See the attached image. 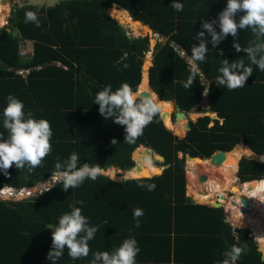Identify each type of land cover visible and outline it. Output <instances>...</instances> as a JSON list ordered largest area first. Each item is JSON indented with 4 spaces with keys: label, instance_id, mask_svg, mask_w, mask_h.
<instances>
[{
    "label": "trees",
    "instance_id": "16d2710c",
    "mask_svg": "<svg viewBox=\"0 0 264 264\" xmlns=\"http://www.w3.org/2000/svg\"><path fill=\"white\" fill-rule=\"evenodd\" d=\"M224 2L182 0L184 6L179 12L170 7V0H70L51 8L24 6L15 10L8 26L0 30V107L11 93L34 117L47 119L52 130L51 151L31 171L27 166H10L7 176L0 173V187H35L47 181L54 163L72 151L78 153L81 162L98 164L102 170L115 166L156 174L117 181L102 172L95 180L85 179L73 189L65 190L57 182L46 191L21 199L0 197V264H50L46 253L51 246V227L45 224L55 223L69 210V203L77 200L83 201L77 206L97 231L88 241V256L74 260L65 251L56 264H89L92 252L111 250L130 235L140 249L136 264H214L234 243L244 249L236 264H264L258 243L249 229L243 228L248 226V216L242 221L233 216V225L245 223L232 229L224 221L221 207L199 203L187 195L186 155L204 160L217 149L230 151L237 143L264 155V71L252 66L253 73L245 85L231 90L214 79L222 58L248 63L245 53L232 47L231 35L215 48L206 44L210 51L199 65L208 80V110L218 117L211 125L210 118L202 115L184 127L186 121L180 118L177 125L181 128L172 120L171 127L160 110L129 143L123 140V126L105 120L98 105L92 103L95 92L105 84L115 89L123 81L135 90L147 91L140 88L142 67L144 64L145 72V55L151 52L149 86L159 98L174 99L184 111H204L196 106L204 91L198 79L187 89L180 83L189 69L173 42L190 54L201 21L214 18ZM27 10L36 12L38 25L25 22ZM125 17L150 27L163 41L151 49L149 35H130L121 25L130 26ZM254 39L249 29L238 30L236 42L241 48ZM23 40L32 43V54L20 55ZM19 68L28 73L22 75L17 72ZM0 132L5 130L0 127ZM160 154L165 158L163 165L168 166L157 173L156 168H162L164 161ZM241 157L239 180L252 184L264 181V162ZM141 183L155 187L149 191L138 186ZM234 198L233 190H222L209 202L223 203L225 211L233 213ZM134 207L143 210L138 227L133 223Z\"/></svg>",
    "mask_w": 264,
    "mask_h": 264
},
{
    "label": "clouds",
    "instance_id": "9594fccd",
    "mask_svg": "<svg viewBox=\"0 0 264 264\" xmlns=\"http://www.w3.org/2000/svg\"><path fill=\"white\" fill-rule=\"evenodd\" d=\"M183 6L182 0H170V7L177 12ZM24 20L39 24L37 14L32 10L25 11ZM245 28L254 34L255 39L241 48L236 37L238 30ZM200 29L195 33L197 43L191 45L190 54H186L183 48L173 42L189 69L187 78L180 81L184 88H190L194 80L198 79L203 85V93H207L208 82L199 65L206 60V54L210 51L206 44L215 48L226 35L233 37L232 47L237 52L242 50L248 63L245 64L243 59H220V66L216 70L218 74L214 78L216 84L229 90L239 88L245 85L246 78L253 73L252 66L258 71H264V0H225L224 7L214 18L201 21ZM153 36L156 37V34L153 33ZM92 103L98 105L97 110L105 120L111 119L113 123L123 126V140L129 143L142 134L144 127L161 110L160 101L155 94L135 90L123 81L115 89L110 84L103 85L95 92ZM0 127L5 130L0 132V173L5 176L8 175L7 169L10 166L15 169L27 166L31 171L51 151L52 130L48 120L34 117L25 109L23 101L11 93L4 97V104L0 107ZM101 173L102 169L98 164L81 162L78 153L72 151L65 159L54 163L48 180L40 182V185L43 191L57 182L65 190L73 189L85 179L95 180ZM260 183L264 184V181ZM138 186L146 187L149 191L155 187L153 183H141ZM253 195L259 196L260 191L254 189ZM82 203L79 200L69 203V210L61 213L55 223L45 224L51 227V246L46 253L50 264H56L65 251L74 260L88 256V241L94 237L97 226L90 225L88 217L81 213V208L77 205ZM142 215L141 208L132 209L135 226H139L138 217ZM139 251L137 240L130 235L111 250L92 252L89 264H136ZM242 251L244 249L234 243L223 251V258L214 264H236Z\"/></svg>",
    "mask_w": 264,
    "mask_h": 264
},
{
    "label": "bare ground",
    "instance_id": "6f19581e",
    "mask_svg": "<svg viewBox=\"0 0 264 264\" xmlns=\"http://www.w3.org/2000/svg\"><path fill=\"white\" fill-rule=\"evenodd\" d=\"M8 8H10L9 4H7V2H3V0H0V24L1 22H3V18L7 17L8 13L6 15V11ZM124 21L130 23L132 31H134V29L136 28V35L141 36L151 32L149 28L141 24L132 25V22L127 19V17L124 18ZM150 93L157 96L161 104V110H163L164 114L167 116L168 104L166 103H170L169 107L171 106V110H173V102L170 100L162 101L157 93L151 88ZM162 102L164 103L162 104ZM182 115L183 114H179L180 117H182ZM181 119L182 121H185L184 117H182ZM167 123L169 126L173 127V124L170 123V119H167ZM176 127L181 128L179 127V125H177ZM216 153L218 152H215V154ZM246 153H248V151L244 147L235 146L229 152H219V158L221 157V159L217 164L210 163L209 158L204 160L188 159L186 163L187 189L189 191L188 193H191L194 198L196 197L195 199L197 200L204 199L205 197L211 195V193L213 192V188L214 190H228L230 188L236 190L238 196L233 200V202H231L234 213L236 214L237 218H243L245 214L248 215L256 213L255 219L259 222L254 223V225L248 224V226L252 227L257 235H261V241L264 242V195L262 190L259 189V187L250 185L246 182L244 184L237 185L232 180V175L236 171L238 158L242 154ZM257 158L262 159V156H257ZM162 168H156L158 170L157 173L162 172ZM131 171L135 174L127 175L128 177H135L138 175L150 176L151 174H155L145 170L141 171L134 169ZM254 189L260 191L259 196L253 195ZM241 209L243 211H241ZM232 214L231 212H227V216L229 219L232 218ZM255 224L257 226H255Z\"/></svg>",
    "mask_w": 264,
    "mask_h": 264
},
{
    "label": "crops",
    "instance_id": "0c3cea01",
    "mask_svg": "<svg viewBox=\"0 0 264 264\" xmlns=\"http://www.w3.org/2000/svg\"><path fill=\"white\" fill-rule=\"evenodd\" d=\"M148 26V25H147ZM149 27V26H148ZM150 28V27H149ZM150 33L149 34H146V35H149V37L151 38V37H153V31L150 29ZM16 32V35H14V33ZM19 33H18V31L17 30H14L13 31V35L14 36H17ZM139 36V35H138ZM141 36H145V35H141ZM153 38H151V40H150V47H151V49H153L154 47H155V45H156V43H157V41H158V39L156 38V39H154V40H152ZM161 41H163V39L161 40ZM21 44L23 45V47L25 48V50L26 51H28L29 53H33L32 52V43L31 42H26V41H22L21 42ZM144 63H147V69H146V71L144 72V64H143V67H142V80H143V78H144V80L143 81H141L142 82V84H143V89L142 90H147V91H149L150 92V86H149V80H148V69H149V67L152 65V53L150 52V53H146V55H145V60H144ZM207 82H208V80H206ZM140 87V88H141ZM206 97V96H205ZM201 98H203V97H201ZM164 102H162V104H163ZM166 104H168V105H170V103H166ZM204 111H196V109H193L192 111H184V110H181L180 109V111L182 112V113H184V112H188L189 114H192L191 112H194L195 113V115H197L196 117H198V116H201L200 114H199V112H203L204 113V115H207L209 118H210V121H209V123H208V125H211L212 124V120L213 119H215V118H218L217 116H216V114L214 113V112H210L208 109H206V108H204L202 105H199ZM168 109H171V106L168 108ZM173 111V110H172ZM171 111V112H172ZM170 117L172 118V116H171V114H170ZM182 117H184L185 118V120H186V124L185 125H183V127L184 126H186L187 124H188V119H187V117L183 114L182 115ZM182 117H180L179 115H178V117H177V119L175 120V124L176 123H178V120L180 119V118H182ZM165 118V117H164ZM170 118V119H171ZM166 119H169V117H168V111H167V116H166ZM173 120V119H172ZM219 120H221V119H219ZM235 146H242V147H244L247 151H248V153H246V154H242L241 156H247V157H249V158H247V159H252V160H255V161H258V162H264V155H259V154H256V153H254V152H252L249 148H247L244 144H242V143H237ZM234 146V147H235ZM233 147V148H234ZM232 148V149H233ZM231 149V150H232ZM227 152H229V151H227ZM249 154H252L253 156L251 157V156H249ZM133 156V155H132ZM240 156V157H241ZM257 156H262V159H259V158H257ZM239 157V158H240ZM238 158V160H237V167H236V171H235V173L237 174V170H238V161L242 158H240L239 159ZM188 159H193V158H188ZM187 159V160H188ZM198 160H201V159H198ZM151 162L153 163V160H151ZM186 163H187V161H186ZM153 165H154V163H153ZM135 166V165H134ZM156 166V165H155ZM157 167V166H156ZM120 170H122V171H124V172H127V170H123V169H120ZM137 170H141V168L140 169H137ZM130 175L131 174H133V172L130 170V172H128ZM234 173V174H235ZM156 174V173H155ZM234 174L232 175V180H233V176H234ZM119 175H121V174H119ZM123 175V174H122ZM187 179V178H186ZM250 180H253V179H250ZM234 182V181H233ZM235 183V182H234ZM246 183H248V184H250V185H254V186H257V187H259V189H261L262 190V192H263V195H264V184H261L260 182L259 183H256V184H252V183H250V182H248V181H246ZM259 185H262V186H259ZM229 190H233L234 192H235V198L234 199H236L237 198V196H238V194H237V191L236 190H234V189H232V188H230ZM222 192V191H221ZM212 196H213V194H211V195H209V196H207V199L206 200H203V202H205V201H209V200H211V198H212ZM246 196V195H245ZM189 197H191V199L192 200H195V201H197V199H195L192 195H189ZM246 198V197H245ZM228 200V199H227ZM246 200V199H245ZM247 201V200H246ZM198 202V201H197ZM249 202V201H248ZM200 203V202H199ZM204 204H208V205H211V206H214L212 203H204ZM218 207H221L222 209H223V212H224V221H226V222H228L231 226H232V229L233 228H237V227H241V226H239V225H237V226H235V225H233V216L234 217H236L237 218V216H236V214H232V212H231V214H232V218H228V216H227V212L225 211V208L223 207V205L220 203V206H218ZM255 214L256 213H252V214H248V215H244L243 216V218H237L239 221H242L246 216H248L249 217V222H248V224L249 225H254V223H256V222H259L258 220H256L255 219ZM255 226H257L256 224H255ZM243 227V226H242ZM243 228H248L249 229V226H247V227H243ZM249 231H250V229H249Z\"/></svg>",
    "mask_w": 264,
    "mask_h": 264
},
{
    "label": "water",
    "instance_id": "95a60500",
    "mask_svg": "<svg viewBox=\"0 0 264 264\" xmlns=\"http://www.w3.org/2000/svg\"><path fill=\"white\" fill-rule=\"evenodd\" d=\"M65 1H70V0H19L18 2H17V4L13 7L14 8V10H17V9H19V8H22V7H24V6H46V7H48V8H51V7H55L56 5H58L59 3H61V2H65ZM3 2H6V0H3ZM132 18V17H131ZM132 20H133V18H132ZM120 23V22H119ZM121 24V23H120ZM122 25V24H121ZM125 25V26H124ZM123 27H126L127 26V28L131 31V32H133L134 33V31H132V29L130 28V26L129 25H126V24H123L122 25ZM14 35H16V32L14 33ZM134 35H136L135 33H134ZM136 36H138V35H136ZM151 89H153L152 87H150ZM154 90V89H153ZM164 100H170V101H172L173 102V106L174 107H176L179 111L177 112L178 113V115L179 114H183L181 111H180V106L178 105V104H176V102H175V100L174 99H164ZM199 105H202L204 108H206V109H208V107H209V105H208V99H207V97H203V98H201L200 99V101L197 103V105L196 106H199ZM199 114L202 116V115H204V113L203 112H199ZM161 117V116H160ZM195 118V117H194ZM217 152H225L224 150H218L217 149ZM181 155H182V153H181ZM160 156L164 159V161H165V158L160 154ZM186 157L187 158H189V157H191L190 155H186ZM209 161H210V163H212V164H217L219 161H220V159H221V157L219 158V153H214V154H212V155H210L209 157ZM137 161H135V166H137ZM168 166V164H166V165H163L162 164V169H164L165 167H167ZM134 168V167H133ZM129 171V170H128ZM163 171V170H162ZM102 172H104L105 174H108L109 176H110V178L111 179H113V180H117V181H119V180H122V179H126V178H133V177H128L126 174L125 175H119V174H117L116 172H114V171H110V172H107L106 170H102ZM141 177H145V176H141ZM39 187L40 188H42V186L41 185H39ZM38 189V188H37ZM214 206H220V203L219 202H215V204H213ZM243 209V208H242ZM241 209V211H243ZM262 259L264 260V251L262 252Z\"/></svg>",
    "mask_w": 264,
    "mask_h": 264
},
{
    "label": "rangeland",
    "instance_id": "374dc122",
    "mask_svg": "<svg viewBox=\"0 0 264 264\" xmlns=\"http://www.w3.org/2000/svg\"><path fill=\"white\" fill-rule=\"evenodd\" d=\"M19 0H6V2H7V4H9V7L10 8H8L7 9V11H6V15H7V13H8V15H7V17H4L3 18V22H1V24H0V30L2 29V28H4V27H6V26H8V19L11 17V15L15 12V10H14V6L17 4V2H18ZM6 21H7V24H6ZM134 24V22L132 23V25ZM123 25V24H122ZM125 26V25H124ZM137 27V26H136ZM125 29L126 30H128L129 31V34L130 35H134V33L135 32H137V30H136V28L134 29V33L133 32H131L128 28H127V26L125 27ZM151 38H153L152 40H154V39H156V37H151ZM27 73H25V75H26ZM23 75V74H22ZM143 80H144V78H143ZM142 87H143V84L141 85ZM141 87V89H143ZM168 108H169V105H168ZM172 110L170 109V114H171V116H172V118H173V120H176L177 119V117H178V109L176 108V107H174L173 108V111L171 112ZM162 112H163V110H162ZM191 113H194V112H191ZM186 117H187V119H188V121L189 122H196V120H197V115H195L194 117L191 115V114H189L188 112H184L183 113ZM171 118V117H170ZM170 121H171V123L174 125V123H173V121H172V119H170ZM186 121V120H185ZM175 126H177V123L175 124ZM179 127H181V126H179ZM183 127V126H182ZM219 153V152H218ZM249 156H253L252 154H249ZM165 161H163V162H161L162 164L164 163ZM155 163V162H154ZM162 166V165H161ZM163 170V169H162ZM107 172H110V171H114V172H116L117 174H123V175H130L128 172H124V171H122V170H120V168H117V167H115V166H112V167H109L107 170H106ZM211 174V173H210ZM235 175H236V177H237V174L235 173ZM186 183H187V179H186ZM235 183L237 184V185H241V181L239 182L238 180L237 181H235ZM259 186H262V185H259ZM212 189V188H211ZM229 190V189H228ZM36 191V190H35ZM212 193L211 194H213V197H214V194L215 193H217V192H221L222 190H214V188L212 189ZM224 191H227V190H224ZM189 191H188V189H187V195L189 196V195H192L191 193H188ZM36 193V192H35ZM229 195V194H228ZM231 195V194H230ZM193 196V195H192ZM5 197V199H10V198H13V197H9V196H4ZM196 198V197H195ZM14 199H19L18 197H16V198H14ZM207 199V197H205L204 199H201V200H197L198 202H200V203H212V204H215V201L214 202H209V201H205V202H203V200H206ZM227 202V201H226ZM233 202V201H232ZM222 205H223V203H221ZM224 207V206H223ZM232 207V206H231ZM233 209V208H232ZM233 214H235L234 212H233ZM243 223H245V222H242L240 225H242ZM242 227V226H241Z\"/></svg>",
    "mask_w": 264,
    "mask_h": 264
},
{
    "label": "built area",
    "instance_id": "2783aa9c",
    "mask_svg": "<svg viewBox=\"0 0 264 264\" xmlns=\"http://www.w3.org/2000/svg\"><path fill=\"white\" fill-rule=\"evenodd\" d=\"M156 38H158V40H161L159 38V35L158 34H156ZM19 51H20L19 53H20L21 56H26V55L32 54V53H29L28 51H26L22 44L19 45ZM17 72L25 75V73H28V70L27 69H23V68H19V69H17ZM202 95H205V93H202ZM237 180L240 182L238 176L236 177V181ZM244 183H245V181L244 182H241V184H244ZM39 185H37L35 187H31V188H27V187L15 188V187L9 186V185L2 186V187H0V197L5 198L4 196L7 195L9 197H13V198H10V199H14L16 197H18L19 199H21L23 197H26V196H29V195H34V194L38 193L39 191H42L43 188H40ZM249 229H250L249 235H251L255 239V241L258 243V249L261 252H263L261 238H260L261 235H257L254 232V230H253L252 227H249Z\"/></svg>",
    "mask_w": 264,
    "mask_h": 264
}]
</instances>
